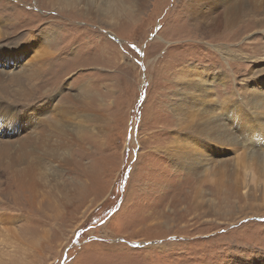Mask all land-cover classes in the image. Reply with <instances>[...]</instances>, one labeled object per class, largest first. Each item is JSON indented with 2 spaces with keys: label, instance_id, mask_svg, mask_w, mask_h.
Here are the masks:
<instances>
[{
  "label": "rangeland",
  "instance_id": "rangeland-1",
  "mask_svg": "<svg viewBox=\"0 0 264 264\" xmlns=\"http://www.w3.org/2000/svg\"><path fill=\"white\" fill-rule=\"evenodd\" d=\"M260 88L264 0H0V264H264Z\"/></svg>",
  "mask_w": 264,
  "mask_h": 264
},
{
  "label": "bare ground",
  "instance_id": "bare-ground-1",
  "mask_svg": "<svg viewBox=\"0 0 264 264\" xmlns=\"http://www.w3.org/2000/svg\"><path fill=\"white\" fill-rule=\"evenodd\" d=\"M233 54V53H232ZM258 92V94L259 93H261V92H264V91H262L261 90V88L257 91ZM254 96H256V94L254 95ZM244 100V99H243ZM258 100V99H257ZM257 102V101H256ZM234 103V102H233ZM257 103H259V102H257ZM256 104V103H255ZM261 104V103H260ZM245 110V109H244ZM252 110H254V109H252ZM233 111V110H232ZM256 111V110H255ZM251 113H253V112H251ZM232 114H233V112H232ZM255 114V113H254ZM254 116V115H253ZM237 117V116H236ZM231 119V118H230ZM258 121V120H257ZM240 122V121H239ZM261 122V121H260ZM261 124L263 125V132L262 133H264V120H262V122H261ZM260 125V124H259ZM237 126V125H236ZM257 126V125H256ZM248 127V126H247ZM262 128V127H261ZM255 129V128H254ZM252 131V130H251ZM218 132V131H217ZM254 133H257V132H254ZM261 133V132H260ZM263 135V134H262ZM227 136V135H226ZM229 137V136H228ZM227 137V138H228ZM264 138V137H263ZM220 139V138H219ZM237 139V138H236ZM232 142V141H231ZM237 142V141H236ZM249 142V141H248ZM254 142H256V141H254ZM261 143V142H260ZM256 145V144H255ZM257 146V145H256ZM262 146V145H261ZM263 147V146H262ZM260 148V147H259ZM258 148V149H259ZM261 149V148H260ZM262 150V149H261ZM253 151V150H252ZM200 152V151H199ZM249 156H250V159L251 158H254V159H256V162L257 163H260V161H261V154H260V152H258L256 149L253 151V152H251V153H249ZM207 158L206 157H204V158H202L201 157V160H203V161H205ZM219 165V164H218ZM261 165V164H260ZM226 167V166H225ZM229 169V168H228ZM234 172V171H233ZM233 184V183H232ZM250 192V191H249Z\"/></svg>",
  "mask_w": 264,
  "mask_h": 264
},
{
  "label": "snow or ice",
  "instance_id": "snow-or-ice-1",
  "mask_svg": "<svg viewBox=\"0 0 264 264\" xmlns=\"http://www.w3.org/2000/svg\"><path fill=\"white\" fill-rule=\"evenodd\" d=\"M132 47L135 48V45H133Z\"/></svg>",
  "mask_w": 264,
  "mask_h": 264
}]
</instances>
